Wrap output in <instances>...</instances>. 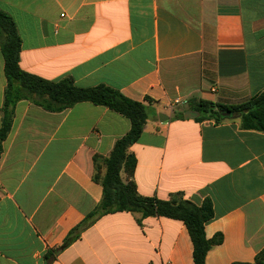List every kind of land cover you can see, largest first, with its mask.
I'll return each mask as SVG.
<instances>
[{"label":"crops","instance_id":"0c3cea01","mask_svg":"<svg viewBox=\"0 0 264 264\" xmlns=\"http://www.w3.org/2000/svg\"><path fill=\"white\" fill-rule=\"evenodd\" d=\"M0 9L18 29L24 71L105 85L146 105L144 131L128 149L137 165L123 180L144 197L210 199L206 237L222 242L206 264L253 263L264 248V132L242 129L239 118L186 114L192 98L236 105L264 90V0H0ZM4 64L0 45V129ZM176 98L186 103L172 109ZM130 128L90 102L58 113L15 104L0 140V264H47L103 197L95 156L107 158ZM193 252L182 221L118 212L50 264H194Z\"/></svg>","mask_w":264,"mask_h":264},{"label":"trees","instance_id":"16d2710c","mask_svg":"<svg viewBox=\"0 0 264 264\" xmlns=\"http://www.w3.org/2000/svg\"><path fill=\"white\" fill-rule=\"evenodd\" d=\"M0 45L4 57V71L7 87L4 94L3 120L0 129V140L4 141L12 128L14 106L18 101L26 100L46 111L58 113L81 102H90L104 106L128 118L130 131L116 141L107 158L95 156V179L103 187V197L98 206L78 225L71 229L61 246L49 250L45 255L47 264L60 252L76 242L81 235L100 218L118 212L140 213L142 217L162 216L182 221L192 240L194 264H206L209 251L222 242L218 235L208 239L205 233L206 224L214 218L213 203L206 199L202 205L183 198L180 193L171 195L170 200H160L141 196L133 180L124 181L121 173L128 178L134 174L137 160L128 149L141 137L148 111L145 104L131 100L119 91L100 85L92 88H80L71 78L54 82L24 71L20 66L22 41L13 19L0 9ZM188 112L194 114L198 122L215 121L220 123L230 117L239 118L241 128L264 132V90L247 101L236 105H222L203 99L192 98L188 102ZM99 161H103L105 173L99 171ZM264 264V248L256 255L253 263Z\"/></svg>","mask_w":264,"mask_h":264},{"label":"water","instance_id":"95a60500","mask_svg":"<svg viewBox=\"0 0 264 264\" xmlns=\"http://www.w3.org/2000/svg\"><path fill=\"white\" fill-rule=\"evenodd\" d=\"M192 116H194L193 113H188V114H186V117H192ZM223 116H225V117H231V114H230V113H223ZM168 119H169L168 117L163 118L162 116H160V120H161L162 122H165V121H167Z\"/></svg>","mask_w":264,"mask_h":264},{"label":"built area","instance_id":"2783aa9c","mask_svg":"<svg viewBox=\"0 0 264 264\" xmlns=\"http://www.w3.org/2000/svg\"><path fill=\"white\" fill-rule=\"evenodd\" d=\"M184 103L186 102H183L180 98H176L171 102L170 107L173 109L175 106L182 105Z\"/></svg>","mask_w":264,"mask_h":264}]
</instances>
